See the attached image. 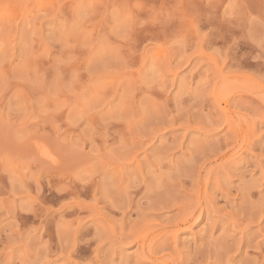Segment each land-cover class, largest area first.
Segmentation results:
<instances>
[{
    "label": "rangeland",
    "instance_id": "1",
    "mask_svg": "<svg viewBox=\"0 0 264 264\" xmlns=\"http://www.w3.org/2000/svg\"><path fill=\"white\" fill-rule=\"evenodd\" d=\"M0 264H264V0H0Z\"/></svg>",
    "mask_w": 264,
    "mask_h": 264
},
{
    "label": "bare ground",
    "instance_id": "2",
    "mask_svg": "<svg viewBox=\"0 0 264 264\" xmlns=\"http://www.w3.org/2000/svg\"><path fill=\"white\" fill-rule=\"evenodd\" d=\"M185 217H186V216H185ZM185 217H184V218H185ZM184 220H185V219H184ZM182 221H183V220H182ZM185 221H186V220H185ZM194 221H195V219H194ZM194 221H192V222H194ZM181 225H182V224H181Z\"/></svg>",
    "mask_w": 264,
    "mask_h": 264
}]
</instances>
